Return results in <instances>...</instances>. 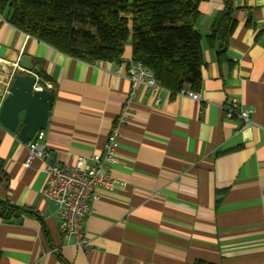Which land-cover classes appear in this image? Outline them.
<instances>
[{"label":"crops","instance_id":"crops-1","mask_svg":"<svg viewBox=\"0 0 264 264\" xmlns=\"http://www.w3.org/2000/svg\"><path fill=\"white\" fill-rule=\"evenodd\" d=\"M224 0H202L197 29L205 65L200 100L162 87L138 89L121 128L112 175L85 222L90 248L68 244L56 206L43 195L50 152L73 165L105 151L131 91L132 45L124 61L87 63L17 28L0 14V107L18 56L32 65L55 101L29 156L17 132L0 122V264H264V0H235L229 63H219L210 34ZM25 73V72H21ZM231 98L253 106L251 124L226 116ZM13 206L14 209H11Z\"/></svg>","mask_w":264,"mask_h":264},{"label":"trees","instance_id":"trees-1","mask_svg":"<svg viewBox=\"0 0 264 264\" xmlns=\"http://www.w3.org/2000/svg\"><path fill=\"white\" fill-rule=\"evenodd\" d=\"M201 1L0 0V14L21 32L87 63H122L131 44L132 60L143 63L162 87L177 93L202 87L203 35L197 29ZM224 3L205 38L211 47L218 45L219 63L231 65L227 53L237 7L235 0ZM42 74L48 80L41 70ZM45 80L39 84L47 88Z\"/></svg>","mask_w":264,"mask_h":264},{"label":"built area","instance_id":"built-area-1","mask_svg":"<svg viewBox=\"0 0 264 264\" xmlns=\"http://www.w3.org/2000/svg\"><path fill=\"white\" fill-rule=\"evenodd\" d=\"M16 67L23 70L17 63ZM129 79L131 91L108 136L105 151L102 154H94L90 159L80 155L73 165L53 164L46 167L47 179L43 195L56 206L60 219L59 228L65 241L84 250L90 248L85 222L94 202L100 198L99 190H114L124 185V182H120L112 175L110 166L116 161L121 128L131 116L130 104L136 100L141 86L149 90L162 88L154 73L139 61H131ZM177 93L195 100L201 99L199 92L188 88H182ZM254 112L253 106L245 105L237 98H231L225 107L228 118L240 120L244 125L252 123ZM42 137L43 131H40L30 141L27 165L33 158L45 159L48 156L45 145L40 143Z\"/></svg>","mask_w":264,"mask_h":264},{"label":"water","instance_id":"water-1","mask_svg":"<svg viewBox=\"0 0 264 264\" xmlns=\"http://www.w3.org/2000/svg\"><path fill=\"white\" fill-rule=\"evenodd\" d=\"M6 47L0 46V58ZM17 64L23 73L14 75L16 68L11 73L10 84L5 87L7 95L3 98L0 107V122L11 132H17L19 140L29 145L35 136L46 129L50 112L55 101V95L49 88L39 84V68L32 65L28 55L18 56ZM49 165L55 164V152L49 153ZM2 160L0 159V176ZM1 216L9 219L18 218L19 212L8 211L7 207L0 208Z\"/></svg>","mask_w":264,"mask_h":264}]
</instances>
